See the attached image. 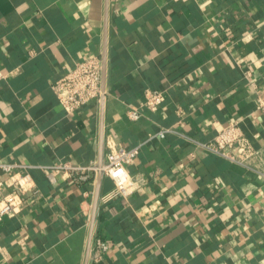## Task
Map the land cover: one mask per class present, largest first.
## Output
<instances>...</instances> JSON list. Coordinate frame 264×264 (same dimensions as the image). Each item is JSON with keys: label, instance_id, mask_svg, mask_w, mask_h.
<instances>
[{"label": "crops", "instance_id": "crops-1", "mask_svg": "<svg viewBox=\"0 0 264 264\" xmlns=\"http://www.w3.org/2000/svg\"><path fill=\"white\" fill-rule=\"evenodd\" d=\"M104 50L103 98L68 117L53 84ZM0 68V161L15 165L0 182L33 185L0 216V264H264V0H0ZM147 90L165 93L156 112ZM235 120L257 150L247 165L190 140ZM163 128L180 134L149 139ZM135 147L127 200L102 202L104 176L50 182L55 164Z\"/></svg>", "mask_w": 264, "mask_h": 264}, {"label": "built area", "instance_id": "built-area-1", "mask_svg": "<svg viewBox=\"0 0 264 264\" xmlns=\"http://www.w3.org/2000/svg\"><path fill=\"white\" fill-rule=\"evenodd\" d=\"M102 59L100 56H93L78 62L75 67L65 76L57 80L52 88L68 117H74L84 106L91 102H99L104 96L102 89ZM249 75V72H247ZM5 78L0 68V82ZM254 86V84H253ZM256 89L255 114L264 116V94ZM165 101V93L161 90H147L145 93L144 106L151 111H158ZM179 117H183L184 112L178 111ZM132 120L141 118L142 113L132 108L129 111ZM242 122L235 120L228 123L218 131L215 138L207 143L195 142L202 148L217 156H221L230 162L240 165H247L249 161L257 155V150L245 134ZM169 133H179L175 128H163L150 136L149 139L165 137ZM139 148L131 149H109L106 161L99 165L92 162L88 165H81L71 161L60 162L48 169L49 179L52 184H57L60 176L71 178L78 182L90 181L94 176L101 173L104 177L111 179L114 188L105 194L101 200L107 203L116 197L129 199L138 189L139 182L128 171V167L133 164L138 155ZM15 165L0 161V170L10 172ZM14 187L12 191H5L4 187ZM33 190L32 178L29 174L22 175L14 180L12 185L0 182V216L15 215L22 209L24 203L23 196ZM108 249V244L102 239L96 242L97 253H104Z\"/></svg>", "mask_w": 264, "mask_h": 264}, {"label": "water", "instance_id": "water-1", "mask_svg": "<svg viewBox=\"0 0 264 264\" xmlns=\"http://www.w3.org/2000/svg\"><path fill=\"white\" fill-rule=\"evenodd\" d=\"M102 66H103V70H102V89L105 92L106 50H104V53H103ZM99 165H102V163H99ZM98 177H99V180H102L103 175L101 173H99ZM99 198H100V191H97L96 199H95L94 216H93V220H92V224H91L92 232H91V237H90V242H89L88 255H90V251H91V244H92V238H93V229H94V224H95L96 211H97V207H98Z\"/></svg>", "mask_w": 264, "mask_h": 264}]
</instances>
